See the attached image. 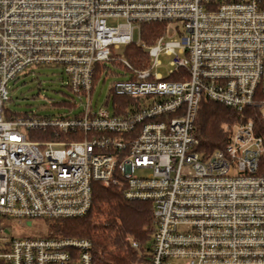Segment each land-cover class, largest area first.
Instances as JSON below:
<instances>
[{"label":"built area","instance_id":"1","mask_svg":"<svg viewBox=\"0 0 264 264\" xmlns=\"http://www.w3.org/2000/svg\"><path fill=\"white\" fill-rule=\"evenodd\" d=\"M157 22L148 68L113 55ZM163 54L180 81L153 74ZM108 62L125 71L106 101L131 99L120 115L91 101ZM50 65L87 99L80 113L5 119L9 82ZM203 99L264 115V0H0V264H93L90 241L21 237L9 222L83 217L95 183L152 204L150 264H264V138L252 120L230 123L223 149L198 152ZM49 129L52 140L29 138Z\"/></svg>","mask_w":264,"mask_h":264},{"label":"trees","instance_id":"2","mask_svg":"<svg viewBox=\"0 0 264 264\" xmlns=\"http://www.w3.org/2000/svg\"><path fill=\"white\" fill-rule=\"evenodd\" d=\"M165 29L164 22L141 25V44L126 45V60L135 69L149 67L148 52L142 45H154ZM101 70L99 67L97 74ZM169 79L180 81L176 75ZM130 100L114 97V104L118 106L115 114H122L124 104ZM22 116L26 114L16 116L5 109L4 118L7 120ZM248 120L254 122L256 134L264 138V115L261 110L249 108L244 111L243 116L220 103L203 99L195 123V137L198 141L196 150L208 155L223 149L229 141L225 125ZM52 132L53 129L44 134L30 133L29 138L34 141H49L54 139V136L49 135ZM64 138L66 137H61ZM259 174L264 175V155L260 161ZM154 232L153 207L150 202L127 200L123 190L118 187L95 183L91 210L80 218L51 223L49 235L90 241L93 264H150ZM134 242L138 244V248L132 246Z\"/></svg>","mask_w":264,"mask_h":264},{"label":"rangeland","instance_id":"3","mask_svg":"<svg viewBox=\"0 0 264 264\" xmlns=\"http://www.w3.org/2000/svg\"><path fill=\"white\" fill-rule=\"evenodd\" d=\"M122 22V19L108 20L109 25H117ZM174 38L179 39L178 36ZM135 41H141L138 31L135 34ZM126 51L127 47L122 45L113 52V55L118 60H123L126 59ZM173 58L172 55H160L158 58L160 64L153 69V74L165 79L168 78L173 69L171 65ZM106 65L113 75H109L104 82L101 81L95 86L91 101L94 110L108 108L110 112H113L112 100L106 104L111 85L118 79H126V76H122L125 71L121 66H115L111 62ZM65 81L66 77L58 66L28 68L8 84L9 101L6 105L7 112L16 116L26 114V117L35 115L53 119L62 115L75 116L79 114L81 109L87 104V99L84 97L83 101H81L78 97H75L65 86ZM71 109H73V112H71ZM53 222L55 221L38 219L33 221L32 226H27L26 223L18 224L17 220H10L9 226L15 235H20L21 237H44L50 234V224ZM172 264H184V260L174 259Z\"/></svg>","mask_w":264,"mask_h":264},{"label":"crops","instance_id":"4","mask_svg":"<svg viewBox=\"0 0 264 264\" xmlns=\"http://www.w3.org/2000/svg\"><path fill=\"white\" fill-rule=\"evenodd\" d=\"M115 56V55H114ZM116 66V65H115ZM117 66H119L120 67V65H117ZM122 67V66H121ZM123 68V67H122ZM101 71L99 72V76L100 75H102V74H108V75H113V73L111 72V70L107 67V65L106 66H103V67H101ZM115 76H118V75H115ZM123 76V75H122ZM113 102V104H114V101H112ZM114 105H116V104H114ZM117 108H118V106H116ZM117 108H116V111H117ZM114 112V111H113ZM123 114V113H122Z\"/></svg>","mask_w":264,"mask_h":264},{"label":"water","instance_id":"5","mask_svg":"<svg viewBox=\"0 0 264 264\" xmlns=\"http://www.w3.org/2000/svg\"><path fill=\"white\" fill-rule=\"evenodd\" d=\"M28 224H30V222Z\"/></svg>","mask_w":264,"mask_h":264}]
</instances>
